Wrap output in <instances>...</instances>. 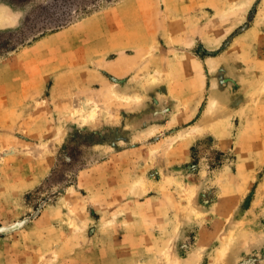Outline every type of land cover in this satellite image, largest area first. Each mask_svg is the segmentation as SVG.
Segmentation results:
<instances>
[{"label": "rangeland", "instance_id": "rangeland-1", "mask_svg": "<svg viewBox=\"0 0 264 264\" xmlns=\"http://www.w3.org/2000/svg\"><path fill=\"white\" fill-rule=\"evenodd\" d=\"M0 7V264H264V0Z\"/></svg>", "mask_w": 264, "mask_h": 264}, {"label": "bare ground", "instance_id": "bare-ground-1", "mask_svg": "<svg viewBox=\"0 0 264 264\" xmlns=\"http://www.w3.org/2000/svg\"><path fill=\"white\" fill-rule=\"evenodd\" d=\"M17 22H18V15L11 13L10 11H8L3 7H0V28H7L13 26Z\"/></svg>", "mask_w": 264, "mask_h": 264}, {"label": "crops", "instance_id": "crops-1", "mask_svg": "<svg viewBox=\"0 0 264 264\" xmlns=\"http://www.w3.org/2000/svg\"><path fill=\"white\" fill-rule=\"evenodd\" d=\"M126 40H127L126 37H121V38H119V43H120V45H121L122 43H124Z\"/></svg>", "mask_w": 264, "mask_h": 264}]
</instances>
